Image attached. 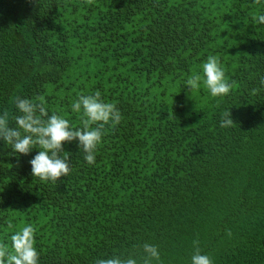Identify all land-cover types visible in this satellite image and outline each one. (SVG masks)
I'll return each mask as SVG.
<instances>
[{"label":"trees","instance_id":"trees-1","mask_svg":"<svg viewBox=\"0 0 264 264\" xmlns=\"http://www.w3.org/2000/svg\"><path fill=\"white\" fill-rule=\"evenodd\" d=\"M264 0H0V113L43 97L82 127L78 94L122 113L96 161L66 142L71 170L42 181L0 141V246L35 228L40 264H95L159 246L150 264H264ZM215 55L233 83L212 97L184 81ZM257 89V91H253ZM231 110L234 124L220 126Z\"/></svg>","mask_w":264,"mask_h":264},{"label":"clouds","instance_id":"clouds-1","mask_svg":"<svg viewBox=\"0 0 264 264\" xmlns=\"http://www.w3.org/2000/svg\"><path fill=\"white\" fill-rule=\"evenodd\" d=\"M255 23L264 24V12L253 17ZM206 86L212 97H223L230 93L233 83L226 77L224 68L215 55H209L203 62L200 72L192 73L184 81V87L195 90L200 83ZM260 83L264 84V76ZM257 91V89H253ZM15 108V126H10L8 113H0V141L4 147L14 153L30 154L39 149L30 159L31 174L42 181L56 182L68 176L71 170L69 151L66 142H78L83 151L84 160L94 164L98 146L103 142L106 126L118 125L122 113L116 104L102 98L99 90L91 94H78L71 104L73 113L82 114V127H75L65 116L58 113L49 114L43 97L29 98L17 96ZM231 110L221 113L220 126L228 128L234 124ZM11 250L0 246V264H40V252L36 246L35 228L26 224L11 234ZM145 264L152 259L159 260L161 251L158 245L145 243ZM95 264H138L137 259L128 256H111L98 258ZM190 264H214L213 258L199 248L192 253Z\"/></svg>","mask_w":264,"mask_h":264}]
</instances>
